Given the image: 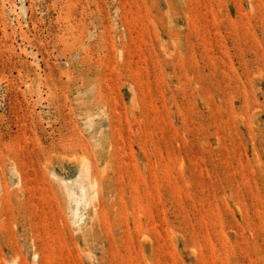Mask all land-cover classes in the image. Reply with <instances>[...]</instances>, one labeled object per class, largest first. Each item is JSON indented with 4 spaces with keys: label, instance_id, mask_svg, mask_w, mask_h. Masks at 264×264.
Wrapping results in <instances>:
<instances>
[{
    "label": "rangeland",
    "instance_id": "374dc122",
    "mask_svg": "<svg viewBox=\"0 0 264 264\" xmlns=\"http://www.w3.org/2000/svg\"><path fill=\"white\" fill-rule=\"evenodd\" d=\"M0 264H264V0H0Z\"/></svg>",
    "mask_w": 264,
    "mask_h": 264
},
{
    "label": "bare ground",
    "instance_id": "6f19581e",
    "mask_svg": "<svg viewBox=\"0 0 264 264\" xmlns=\"http://www.w3.org/2000/svg\"><path fill=\"white\" fill-rule=\"evenodd\" d=\"M87 166H85V167L82 166L83 167V169H82L83 177L81 178V180L65 183L66 191H67L68 195H70L72 198H74V200L76 202H78V201L82 202V201L86 200L87 197L89 195H91V191L94 190L93 188L96 189V187H97V186L95 187V184L92 183V181H91V179H92L90 176L91 173H90V170H88V168H86ZM89 168H90V166H89ZM74 185H76V186H74ZM96 185H97V183H96ZM92 195H94V194H92ZM92 195H91V197H92Z\"/></svg>",
    "mask_w": 264,
    "mask_h": 264
}]
</instances>
